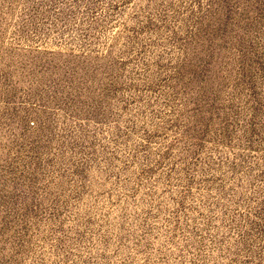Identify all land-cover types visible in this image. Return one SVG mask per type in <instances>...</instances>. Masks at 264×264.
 <instances>
[{"label": "rangeland", "instance_id": "374dc122", "mask_svg": "<svg viewBox=\"0 0 264 264\" xmlns=\"http://www.w3.org/2000/svg\"><path fill=\"white\" fill-rule=\"evenodd\" d=\"M0 264H264V0H0Z\"/></svg>", "mask_w": 264, "mask_h": 264}]
</instances>
